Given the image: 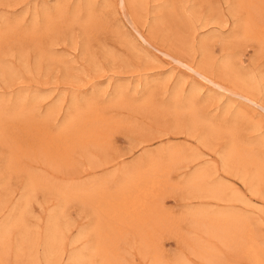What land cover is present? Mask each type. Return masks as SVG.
Returning <instances> with one entry per match:
<instances>
[{"label": "rangeland", "instance_id": "1", "mask_svg": "<svg viewBox=\"0 0 264 264\" xmlns=\"http://www.w3.org/2000/svg\"><path fill=\"white\" fill-rule=\"evenodd\" d=\"M87 1L0 0V264L81 250L78 264H264V181L225 166L233 135L264 164V111L185 67L211 36L208 74L254 80L263 105L264 0ZM134 173L152 194L116 209ZM226 211L247 218L256 251L199 227ZM51 222L60 253L47 258Z\"/></svg>", "mask_w": 264, "mask_h": 264}, {"label": "bare ground", "instance_id": "2", "mask_svg": "<svg viewBox=\"0 0 264 264\" xmlns=\"http://www.w3.org/2000/svg\"><path fill=\"white\" fill-rule=\"evenodd\" d=\"M87 1V0H86ZM90 0L87 1V3ZM136 3V0H121V6L124 5H128V4H132V3ZM91 3V2H90ZM119 4V3H118ZM174 6V5H173ZM175 8V7H174ZM193 8V7H192ZM231 8V7H230ZM194 9V8H193ZM192 9V10H193ZM232 11V10H231ZM195 12V11H194ZM235 13V12H234ZM191 16L193 13H190ZM194 15L196 16L197 14L194 13ZM220 15V14H219ZM189 19H190V15H188ZM213 17V16H212ZM220 19V16L218 17ZM195 19V18H194ZM198 20V18H196ZM195 19V21H196ZM208 19V16L207 18ZM218 19V20H219ZM251 19V18H250ZM186 20V19H185ZM216 20V18H214L213 20L211 19L212 23L213 21L216 22L218 21ZM223 20V19H222ZM184 21V20H183ZM187 21V20H186ZM185 21V22H186ZM184 22V23H185ZM191 22V21H190ZM206 22V20H205ZM209 22V21H208ZM208 22L205 24L203 23L201 26L205 27L206 25L208 26ZM220 22V20L218 21ZM211 23V22H210ZM209 23V24H210ZM186 24V23H185ZM189 24V22H188ZM190 25V24H189ZM202 27V28H203ZM240 28V26H239ZM255 30V29H254ZM139 36V35H138ZM146 36V35H145ZM149 38V37H148ZM141 39L144 41V43L149 44L148 39L144 36L141 37ZM150 39V38H149ZM212 37L211 36H204L200 39L199 41V49L202 52L203 55V62L202 65L199 66L198 70L196 71L193 66H190V63H188L185 65V67L187 69H189V71L193 72L194 74H196V76L202 77L206 82H208L209 84H211L212 86L216 87L218 90L220 91H228L233 95H237L240 96L243 100L253 104V105H257L260 109H262L264 111V104L262 105L260 101H258L255 97V95H253L252 93H250V91H248L250 88V90L252 88H255V84H253L254 80L246 81L247 82L244 86L245 88H240V89H232L230 86H226L224 83L221 82V79H217L216 76L214 74V76H210L211 75V71L209 70V66L207 63V58L208 55L207 52L205 50H207L208 48V44L210 41H212ZM151 43V42H150ZM153 46V45H152ZM156 48V47H154ZM157 49V48H156ZM158 50V49H157ZM172 52V51H170ZM165 54V52H164ZM172 54V53H171ZM169 55V54H168ZM173 55V54H172ZM174 57V55H173ZM176 58L182 59L178 56H176ZM229 58V57H228ZM233 58V56L231 57V59ZM210 59V58H208ZM177 60V61H178ZM207 60V61H206ZM233 60V59H232ZM182 61V60H181ZM180 61V62H181ZM226 61V60H225ZM229 62L231 61L230 59L228 60ZM183 62V61H182ZM185 63V62H183ZM182 63V64H183ZM227 63V62H226ZM232 63V62H230ZM192 64V63H191ZM210 64V63H209ZM228 64V63H227ZM195 66V65H194ZM227 66V65H224ZM210 71V72H209ZM210 73V75L208 74ZM235 74V73H234ZM243 75V74H242ZM250 75V74H249ZM263 76V75H262ZM230 77V76H229ZM223 80V79H222ZM243 80V82H244ZM228 81V80H227ZM232 81V80H231ZM259 82L257 81L256 84H258ZM234 84V83H233ZM244 84V83H243ZM208 85V84H207ZM237 86V85H235ZM261 86V85H260ZM199 87V86H196ZM198 89V88H197ZM195 90V89H194ZM193 90L192 87V91L193 93L196 92ZM254 91V90H252ZM192 93V94H193ZM191 94V93H190ZM195 95V93L193 94V96ZM186 98V97H183ZM189 98H191V96L189 95ZM187 98V99H189ZM186 100V99H185ZM184 100V102H185ZM191 100V99H190ZM183 101V100H182ZM181 101V102H182ZM188 103L186 108L188 109V111H194V104L193 102H185ZM176 104V103H175ZM181 104V103H179ZM178 107V106H177ZM183 107V106H182ZM180 108V107H179ZM182 109V108H181ZM183 110V109H182ZM198 110V109H197ZM186 111V110H185ZM239 112V111H238ZM193 113V112H192ZM238 114V113H237ZM236 114V115H237ZM195 116V114L193 115ZM195 119V118H194ZM234 120V119H233ZM234 122V121H233ZM205 123V122H204ZM232 125V124H230ZM229 125V126H230ZM227 126V125H226ZM222 127V126H221ZM234 134V133H233ZM238 135V134H236ZM240 135V133H239ZM239 137V136H238ZM231 139V137L229 138ZM262 140V139H261ZM264 141V138H263ZM256 142V141H255ZM228 145V144H227ZM249 163L252 164L254 166V171L255 174L257 176V178L259 179V181H264V164L262 163V161L258 158H256L253 153L250 151L249 147L244 146L243 144H241V142L238 140V138L236 136L233 135V139H232V143H231V150L229 155L225 158V166L228 167L229 163H233L239 166L243 165L244 163ZM248 165V164H247ZM233 166V165H232ZM235 168V167H234ZM233 170V169H232ZM240 170V168H239ZM246 170V169H245ZM249 170V169H248ZM133 176H128V178L125 180V185L122 187L120 193L117 196H114L113 198L110 199L111 204L117 209L123 208L126 212L130 211L132 208L135 210L137 206H143L146 204L148 197L152 194V190L150 188H152V186H150V184L146 181L147 179L143 178L142 175L139 176L138 173H134L131 174ZM247 175V174H246ZM250 175V172H249ZM242 176V175H241ZM248 176V175H247ZM202 177L201 174L197 173L195 174V176L192 177L191 181L192 183H196L198 182V180ZM250 177V176H249ZM251 178V177H250ZM244 180V179H243ZM255 180V179H254ZM246 181V180H245ZM253 181V179H252ZM249 183V182H247ZM262 183V182H261ZM123 184V182H122ZM149 184V186H148ZM194 186V185H193ZM200 186V185H199ZM196 187V186H195ZM227 188V187H226ZM230 190V188H229ZM231 193H233L234 195L240 197L239 195V191L238 189L234 188L233 190H230ZM69 193V192H68ZM224 194H227V189L224 188L223 190ZM64 194H67V192H63V196L65 197ZM113 196V195H112ZM111 196V197H112ZM222 197V196H221ZM135 207V208H134ZM137 210V209H136ZM133 211V210H132ZM197 219V218H195ZM196 221V220H195ZM199 225V227L204 224V227H206V229L208 228V231L211 233H216L217 235H219L221 237V239L224 242H229L235 239H249L250 240V249L256 251V245L254 242V238L252 237L250 230L248 229V220L247 218H245L243 215L239 214L238 212H230V211H226V212H221L218 213V216L213 217V216H209V215H201V217H199V220L197 221ZM52 223V222H51ZM50 223V224H51ZM52 224L54 226H52ZM48 229V236L46 238V245H45V251H46V256L47 258L51 257V255L54 254H59L60 251L58 249V243L61 241L60 238V234L58 232L57 229V224L52 223ZM202 227V226H201ZM207 232V231H206ZM3 232H1L0 235V241L3 240L2 237ZM95 247V245H94ZM98 249V246L95 248ZM259 249V248H258ZM101 254V253H99ZM93 256V255H92ZM91 256V257H92ZM87 257L86 252L81 250L79 252H74L70 255V261L71 264H78L80 262V260H84ZM90 259V258H89ZM88 263H90L88 261Z\"/></svg>", "mask_w": 264, "mask_h": 264}]
</instances>
